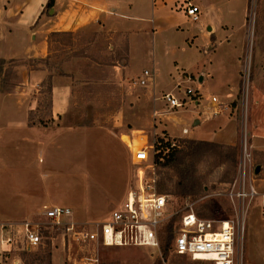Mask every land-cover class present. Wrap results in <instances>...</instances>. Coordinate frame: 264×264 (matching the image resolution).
Listing matches in <instances>:
<instances>
[{"label":"crops","instance_id":"crops-1","mask_svg":"<svg viewBox=\"0 0 264 264\" xmlns=\"http://www.w3.org/2000/svg\"><path fill=\"white\" fill-rule=\"evenodd\" d=\"M46 2L0 0V59L16 62L13 89L0 90V264L8 259L5 239L10 224L37 219L44 205L70 208L77 214L91 213L90 205L79 194H69L54 179V171H62L65 161L78 159L77 166L83 171L88 169L83 161L91 153L102 164L113 166L111 174L120 178L95 204L99 207L101 201H107L111 204L107 208L112 209L121 205L129 189L131 147L142 141L151 143L150 136L162 134L230 145L240 140L237 118L231 114L227 100H233L238 88V72L246 51L245 35L236 33L245 28L248 0H54L50 10L45 9ZM187 2L200 11L195 21L185 14ZM260 6L264 7V0H260ZM89 31L126 33V65L110 66L112 75L108 79L137 85L123 87L120 109L106 124L82 122L75 114L74 79L81 75L80 65L87 56L72 54L74 49L68 46L70 55L59 61L58 68L19 62H49L53 53L50 35L54 32L75 35ZM137 60L144 66L135 77L129 76L128 68ZM144 70L153 77L149 87L137 83ZM182 71L199 73L202 79L205 72L219 82L224 92L221 100L217 98L220 104L210 102L192 111L167 109L159 97L164 92H176L173 87L181 82ZM46 80L50 82L48 112L42 119L38 114ZM263 91L256 77L247 97L244 127L245 136H250L251 147L246 146L245 152L248 158L251 153L264 157V136L259 134L254 116L264 107ZM189 112L192 114L187 122ZM255 171L259 177L252 183L258 195L250 202L259 205H253L248 221L260 230L254 264H264V169L259 166Z\"/></svg>","mask_w":264,"mask_h":264},{"label":"rangeland","instance_id":"rangeland-1","mask_svg":"<svg viewBox=\"0 0 264 264\" xmlns=\"http://www.w3.org/2000/svg\"><path fill=\"white\" fill-rule=\"evenodd\" d=\"M5 1L9 2V0ZM249 8H251L253 14L251 17L246 16L245 28L236 33L245 35L246 38V51L238 72V88L235 90L233 100H227V104L231 107V114H235L237 118L240 140L234 145L211 142L219 146H208L201 149L199 154L191 153L186 156V153L190 152L189 147L191 145L188 138H167L162 134L149 137L152 142L168 139L175 143V146L169 148L164 155L163 160L158 159V163L155 165L157 190L169 195L171 203L169 210H180L186 202H191L194 211L202 219L220 221L240 218L243 230L237 236V255L241 264H254L257 248H260V230L257 225L253 226L248 221L251 209L259 203L254 205L255 201L249 202L247 199H238L235 195H231V191L234 192L237 189V181L243 177L246 182L255 184L259 177V172L256 173L255 169H258L259 166L260 169H264V157L251 153L248 158L245 153L246 146H250V136H245L244 129L247 117V97L256 77H258V81L264 89V7L260 6V0H248ZM51 40L53 53L48 62L49 65H47L50 69L53 67L58 68L60 62L70 55L67 49L68 46L71 47L70 49H74L72 54L88 57L80 65L81 75L74 79L73 84L72 103L76 107H74V110L79 120L95 124H106L113 120L111 116L120 109L119 106L122 104L123 87L126 85L129 87L137 86L132 83V80V84L128 83L129 80H125L121 84L120 81L108 79L112 75L110 66L116 65L122 68L126 63V33L78 32L70 36H52ZM66 52L68 53L66 54ZM14 64L16 63L3 66L0 71V79L14 83L16 80ZM37 64L34 63L35 66ZM245 64L249 73L248 83H244L242 79ZM143 66L138 60L133 62L128 68V75L135 77L134 74ZM147 66H150V64H147ZM205 74L204 72V78L198 85V90L202 96L201 103L197 106L188 105L182 108L183 110H197L196 107L210 103L211 96H217L221 100V94L224 92L219 82ZM177 75L172 77L174 81H177ZM194 76L197 79L199 73L194 72ZM195 82L193 80L191 84L183 83L180 90L186 85L196 86ZM177 83L179 82H175L173 88ZM48 89L49 83L46 80L42 88L44 92L43 107L38 114V118L44 119L47 116ZM262 98L264 100V91ZM260 109L262 111L255 113L254 116H256L259 126L258 132L261 136H264V107ZM191 114V112L186 114L188 117L187 122H190ZM145 144L142 141L136 148ZM89 155V159L83 161L88 169L80 171L77 166L80 161L72 158L71 161L68 160L63 163L62 171H54L53 175L56 181L69 190V194H79V198H83V202L90 205L91 213L89 214H77L72 211L74 220L80 223L102 219L109 215L110 211L114 209L107 208L108 205H111L110 202L101 201L99 207H96L95 204H97V200L104 194L106 189L113 186L120 178V176L117 177L111 174L113 166H106L97 157H92L91 153ZM167 159H169V162L164 164ZM132 170L133 166L131 164L130 185L133 180ZM117 187L119 188L120 185H117ZM37 220H43V217L39 216ZM165 229V226L161 229V241L158 249L136 246L102 248L99 251L100 264H189L185 258L170 250L168 235L163 232ZM44 237L45 243L37 249H23L21 244L20 246L12 245L6 252L8 259L4 260V264H71L67 260L68 251L63 248L61 236L52 231L51 228H47ZM249 238L251 239L250 254L247 257L246 249H249L247 246ZM77 251V247L71 245L69 254L74 256Z\"/></svg>","mask_w":264,"mask_h":264},{"label":"built area","instance_id":"built-area-1","mask_svg":"<svg viewBox=\"0 0 264 264\" xmlns=\"http://www.w3.org/2000/svg\"><path fill=\"white\" fill-rule=\"evenodd\" d=\"M183 8L193 21L199 18L197 6L187 2ZM249 9L247 17L253 14ZM243 72V82L248 83L246 64ZM179 75L182 80L175 86L178 90L164 92L159 97L169 110L177 111L201 103L198 85L202 77L196 79L193 74L184 71ZM193 80L196 86L186 85L180 90L183 83L191 84ZM137 83L149 87L153 77L148 70H144ZM210 101L218 103L216 96H211ZM174 146L173 141L161 139L138 148L131 147L132 184L121 205L112 209L107 217L80 223L74 220L70 208L44 205L39 214L43 220L24 219L10 224V232L5 239L9 249L20 244L23 249H37L45 243V231L51 228L61 236L71 264H100L99 251L102 248L136 246L158 249L161 229L165 226L163 232L168 235L170 250L185 258L189 264H241L237 255V236L243 230L240 218L220 221L202 219L191 202H186L180 210H169V195L157 190L155 165ZM237 182V189L232 190L231 195L249 202L258 195L253 183L246 182L244 177ZM71 245L78 250L74 256L69 254Z\"/></svg>","mask_w":264,"mask_h":264},{"label":"trees","instance_id":"trees-1","mask_svg":"<svg viewBox=\"0 0 264 264\" xmlns=\"http://www.w3.org/2000/svg\"><path fill=\"white\" fill-rule=\"evenodd\" d=\"M54 5V0H47L46 4H45V9L46 10H50L52 8V6ZM56 35H73L71 32H54L52 33L50 36H56ZM125 51H126V56H125V62L127 61V44H126V48H125ZM49 58V56H48ZM20 64H28L30 65L31 67H34V63H45V64H48V60H20L19 61ZM13 64V63H16L14 60H4V59H0V71L3 69V66L5 64ZM126 65V63L124 64ZM20 81H21V78H20ZM49 83V89L48 91L50 90V82ZM15 83H9L7 80H3L1 82V87H0V90H12L13 87H14ZM188 142H190V152L187 154L186 153V156L189 155V154H199V151H201V149H204L208 146H219L217 144H214V143H211V142H207V141H195V140H191V139H188ZM185 157V156H184ZM169 162V159L166 160V162L164 164H167Z\"/></svg>","mask_w":264,"mask_h":264}]
</instances>
